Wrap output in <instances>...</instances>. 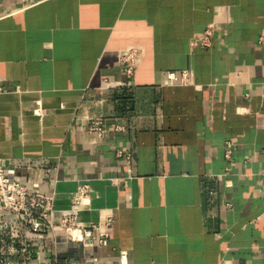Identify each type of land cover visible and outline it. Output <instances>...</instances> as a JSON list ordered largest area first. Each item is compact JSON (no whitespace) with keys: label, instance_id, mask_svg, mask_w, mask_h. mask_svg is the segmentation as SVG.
<instances>
[{"label":"crops","instance_id":"0c3cea01","mask_svg":"<svg viewBox=\"0 0 264 264\" xmlns=\"http://www.w3.org/2000/svg\"><path fill=\"white\" fill-rule=\"evenodd\" d=\"M210 25L211 47H193ZM182 71L192 84L169 85ZM263 86L264 0H0L6 172L54 195V226L82 182L77 226L113 221L105 248L10 254L3 235L0 264H264Z\"/></svg>","mask_w":264,"mask_h":264},{"label":"built area","instance_id":"2783aa9c","mask_svg":"<svg viewBox=\"0 0 264 264\" xmlns=\"http://www.w3.org/2000/svg\"><path fill=\"white\" fill-rule=\"evenodd\" d=\"M214 27L210 25L202 38L192 43L193 47L209 49L211 47ZM137 51L131 50L125 53L120 64L124 67L127 76H132L135 70V60ZM165 78L169 85L189 86L192 84V77L189 71L180 73H167ZM3 88L0 87V93ZM264 92V86H263ZM33 115L42 118L43 110L38 106L33 110ZM87 124L90 131L96 133L98 138L104 137V129L102 120H89ZM117 131H123L122 126L115 128ZM232 146L229 142L225 143V159H229ZM116 156L124 161L127 167V179L131 178V166L133 163L132 154L129 150L119 149ZM18 168L19 164H14ZM28 166V170H32ZM264 176V167H263ZM30 178V177H29ZM92 196V190L85 182L80 183L70 198V213L64 215L59 226L52 223V215L54 213V195L52 193L43 192L36 183L23 181L19 176H10L5 170V166L0 160V239L3 235L7 236L11 241L10 251L15 252L18 240L41 241L50 239L55 245H64L70 248L72 245H96L99 248H105L113 227L111 218H107L103 224L92 225L87 229L79 228L76 224L78 215V207L81 202L89 200ZM15 241L17 243L15 244ZM19 252L25 254L26 248H19ZM115 264H127V255L120 252L118 261Z\"/></svg>","mask_w":264,"mask_h":264}]
</instances>
